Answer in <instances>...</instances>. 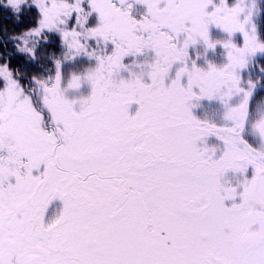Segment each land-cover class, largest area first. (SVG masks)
<instances>
[{
	"label": "snow or ice",
	"instance_id": "obj_1",
	"mask_svg": "<svg viewBox=\"0 0 264 264\" xmlns=\"http://www.w3.org/2000/svg\"><path fill=\"white\" fill-rule=\"evenodd\" d=\"M0 10V264H264V0Z\"/></svg>",
	"mask_w": 264,
	"mask_h": 264
},
{
	"label": "flooded vegetation",
	"instance_id": "obj_2",
	"mask_svg": "<svg viewBox=\"0 0 264 264\" xmlns=\"http://www.w3.org/2000/svg\"><path fill=\"white\" fill-rule=\"evenodd\" d=\"M6 13V17L4 16V18L2 19L3 21L0 20V25H6L9 32H12V28L9 27V25H11L12 23V17L11 15L8 13V12H5ZM8 21V22H7ZM19 29V27H18ZM2 50V49H0ZM9 50H11V45H9ZM13 62H14V67H26L24 64H23V61L16 58V59H13Z\"/></svg>",
	"mask_w": 264,
	"mask_h": 264
},
{
	"label": "rangeland",
	"instance_id": "obj_3",
	"mask_svg": "<svg viewBox=\"0 0 264 264\" xmlns=\"http://www.w3.org/2000/svg\"><path fill=\"white\" fill-rule=\"evenodd\" d=\"M35 14L33 13V16H34ZM4 16L6 17V13L4 12V11H2V10H0V20L1 21H3L2 19L4 18ZM8 22V21H7ZM9 27L10 28H12V32H19V31H21V28L19 27V29H18V27L17 26H15L14 25V23H13V20H12V23H11V25H9ZM56 49H49V51H55ZM13 64H14V62H13ZM14 66V65H13ZM261 98H264V95H262V96H258L257 97V99H261Z\"/></svg>",
	"mask_w": 264,
	"mask_h": 264
}]
</instances>
